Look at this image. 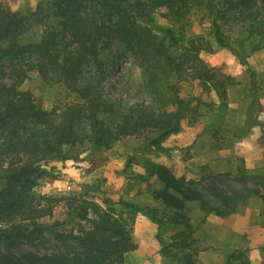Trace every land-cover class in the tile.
Masks as SVG:
<instances>
[{"label": "trees", "instance_id": "1", "mask_svg": "<svg viewBox=\"0 0 264 264\" xmlns=\"http://www.w3.org/2000/svg\"><path fill=\"white\" fill-rule=\"evenodd\" d=\"M161 8L168 26L155 21ZM197 12L207 23L206 32L188 35L186 27ZM38 19L43 24L39 38L26 40L28 23ZM234 28L242 30L237 44L230 34ZM214 42L249 67L251 53L264 45V0H49L29 13L0 1V264H128V254L137 248V213L157 225L163 256L180 264H204L197 258L190 203L205 215L226 217L253 195L264 202L259 175L241 170L236 176L224 172L193 179L137 155L129 156L126 171L136 183L156 178L162 186L152 195L160 205L124 202L119 208L110 198L91 197V185L69 194L37 190L40 163L67 158L71 147L85 141L110 148L125 137L144 136L149 147L161 148L184 119L198 120L206 105L199 96L184 95L185 84L218 95L210 127L219 139L228 87L235 79L219 74L201 56L214 51ZM179 43L180 53L172 49ZM112 51L116 59L130 52L142 68L145 77L136 98H116L108 91ZM31 72L63 85L70 98L45 109L21 88ZM256 74L251 70L253 83ZM257 101L254 91L234 137L247 136L258 123L251 114ZM133 164L142 165L145 173L132 174ZM59 204L65 205V219L48 221ZM171 227L178 229L166 240L161 232ZM50 239L54 249L40 251L37 244ZM225 264L253 263L246 250H236L227 254Z\"/></svg>", "mask_w": 264, "mask_h": 264}, {"label": "rangeland", "instance_id": "2", "mask_svg": "<svg viewBox=\"0 0 264 264\" xmlns=\"http://www.w3.org/2000/svg\"><path fill=\"white\" fill-rule=\"evenodd\" d=\"M0 1L9 4L14 10L29 13L49 0ZM164 11V8L156 11L155 21L168 26L162 14ZM201 20L199 12L192 15L186 27L188 35L197 36L206 32L207 23ZM42 26L39 19L28 23L29 32L24 38L29 41L39 38ZM241 31L239 28L231 30L234 44H237ZM252 41L250 39L248 44ZM172 49L180 53L181 44L172 46ZM108 54L113 64L108 71L111 78L108 91L116 98H136L139 83L145 77L142 68L130 52H125L118 59L114 51ZM201 56L219 74H230L235 79L228 87V108L219 139L210 127L219 109L218 95L214 92L202 93L194 83L185 84L183 94L199 96L206 105H203L198 120L191 116L184 119L181 130L169 136L161 148L149 147L144 136L125 137L114 142L110 148H96L85 141L71 147L67 158H52L40 163L43 172L38 178L37 190L44 194H69L82 192L85 186L91 185V197L99 202L106 197L110 198L119 208H123L124 202H133L139 206L160 205L154 200L152 190L162 184L154 177L147 182L136 183L130 177L131 173L126 171L130 155L148 156L171 167L178 176L200 179L210 173L224 172L236 176L244 170L248 174L259 175L257 180L264 182V45L251 53L249 67L244 66L231 50L216 42L213 52L203 51ZM251 70L257 73L255 83L252 81ZM21 88L29 90L45 109L61 105L70 98L63 85L45 82L36 72H31ZM254 91L258 93V101L252 104L251 114L258 123L247 136L234 137L232 131L246 119ZM131 168L132 174L145 173L142 165L133 164ZM190 208L200 262L225 264L228 253L246 250L253 264H264V202L260 197L251 196L239 204L236 212L226 217L214 213L205 215L197 203H190ZM65 213V205L59 204L53 216L47 220H63ZM177 229H165L161 236L167 240ZM157 234V225L146 214L137 213L133 225L137 248L128 254L127 263L180 264L171 262L159 252ZM54 244L55 241L50 239L37 245L40 251L47 252L54 249ZM24 248L29 246L24 245Z\"/></svg>", "mask_w": 264, "mask_h": 264}]
</instances>
